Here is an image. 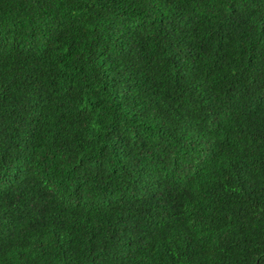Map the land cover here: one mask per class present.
Instances as JSON below:
<instances>
[{
    "label": "trees",
    "instance_id": "1",
    "mask_svg": "<svg viewBox=\"0 0 264 264\" xmlns=\"http://www.w3.org/2000/svg\"><path fill=\"white\" fill-rule=\"evenodd\" d=\"M0 264H264V0H0Z\"/></svg>",
    "mask_w": 264,
    "mask_h": 264
}]
</instances>
